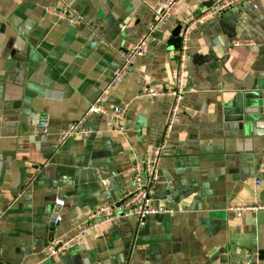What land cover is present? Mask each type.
I'll use <instances>...</instances> for the list:
<instances>
[{"label":"crops","instance_id":"obj_1","mask_svg":"<svg viewBox=\"0 0 264 264\" xmlns=\"http://www.w3.org/2000/svg\"><path fill=\"white\" fill-rule=\"evenodd\" d=\"M160 1L0 0V264H247L254 255L264 262V208L241 216L229 209L264 204V0L221 13L209 12L219 0L181 1L108 90L105 113L84 117L94 131L59 139L108 85L120 51L144 33ZM63 6L81 20L50 11ZM206 12L188 32L180 108L163 137L172 99L135 94L172 84L173 29ZM232 102L244 121L227 119ZM114 106L123 110L122 131L110 127ZM40 114L49 119L46 135L35 133ZM158 144L150 203L172 212L150 215L142 227L115 217L81 246L51 256L52 239L133 188L130 149L144 156Z\"/></svg>","mask_w":264,"mask_h":264},{"label":"built area","instance_id":"obj_2","mask_svg":"<svg viewBox=\"0 0 264 264\" xmlns=\"http://www.w3.org/2000/svg\"><path fill=\"white\" fill-rule=\"evenodd\" d=\"M183 0H162L154 9V16L152 21L146 27L144 33L136 40V42L128 49L120 51L122 63L112 72L110 82L101 90L89 104L84 116L79 120L69 123L59 134V139L64 141L72 135H86L92 133L94 130L85 126L84 117L88 115H102L105 113L106 107L104 104L105 95L108 90L124 75V73L132 67L135 59L144 55L145 46L148 39L154 34L161 24L165 21L168 14L175 11L178 4ZM246 0H219L215 7L209 11L213 13H221L234 6H237ZM59 17L65 19L69 23H74L81 20V16L70 10L69 7L63 6L60 10H50ZM200 14L198 16L188 15L182 21L177 23L179 26L178 42L176 46L175 71L172 84L164 88H158L153 85L145 86L141 91L135 94V97H163L169 96L171 106L165 124L163 137L171 130L175 124L177 114L180 108V103L183 94V81L185 79V69L188 57L187 39L188 32L191 27L202 21L207 15ZM120 30L125 29V25L119 26ZM238 44V43H235ZM111 129L114 131L123 130V110L119 107H112L110 113ZM49 129V119L46 114H40L35 125V133L37 135H46ZM162 144H158L149 150L144 156H139L134 150L130 149L127 174L130 177L133 188L123 193L119 198L109 204L91 208L83 223L78 226L72 233L52 239L47 244V251L51 256H59L68 250L75 249L82 245L86 236L94 230L100 229L105 224L111 222L115 217H131L136 220L137 226L142 227L147 221V218L153 214L170 213L171 208L164 206L154 207L150 200L154 188L158 181L157 161L160 155ZM259 182V181H257ZM55 205H63L62 199H55ZM264 208L263 203H253L248 205L231 206L229 209L236 211L238 216H241L245 211H254L256 209ZM1 215V212H0ZM57 223L56 216L53 219V224ZM247 264H264L257 255L251 258Z\"/></svg>","mask_w":264,"mask_h":264},{"label":"water","instance_id":"obj_3","mask_svg":"<svg viewBox=\"0 0 264 264\" xmlns=\"http://www.w3.org/2000/svg\"><path fill=\"white\" fill-rule=\"evenodd\" d=\"M178 33H179V26H175L172 35H178ZM259 97L261 99L259 102L260 112L264 115V92H260ZM227 115H228L227 119L229 120L244 121L246 113L244 112L243 107L236 106L235 102H232V106L227 110ZM51 237L52 236L50 234V238Z\"/></svg>","mask_w":264,"mask_h":264}]
</instances>
